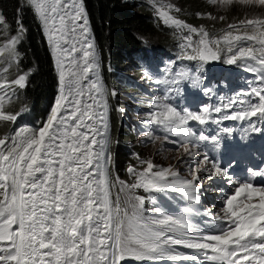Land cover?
Listing matches in <instances>:
<instances>
[{"label": "snow or ice", "instance_id": "6c2138e0", "mask_svg": "<svg viewBox=\"0 0 264 264\" xmlns=\"http://www.w3.org/2000/svg\"><path fill=\"white\" fill-rule=\"evenodd\" d=\"M207 2L225 10L233 4L264 10V0ZM150 3L165 25L188 30L185 43L180 45L182 50L191 49L194 53L187 59L216 61L226 51L227 64L239 65L258 76L261 86L247 94L257 97L258 102L230 101L247 106L223 119H264V15L230 23L221 37L212 39L203 26L193 27L170 15L165 9L171 10L173 5L162 0ZM26 4L47 37L59 76L60 95L41 128H21L12 135L0 136V264H122L127 258L141 262L264 264V188L235 181L216 162H211L210 168L196 165L191 179H180L178 172L158 168L150 160H139L138 155L139 163L145 167L142 171L127 168L133 183L119 177L115 182L110 180L107 105L102 99V85L93 78L98 76L99 64L90 40L87 13L80 0H26ZM206 18L225 20L224 16L211 13ZM5 24L6 18L0 13V25ZM249 30L252 34H248ZM23 31L19 24L18 34L0 45V57L7 55L17 62L15 45ZM193 35L198 39L193 40ZM242 41H254L258 47L241 46ZM26 80L27 74L11 81L0 80V126L17 120L18 114L5 111V101L10 105L16 89L24 88ZM112 95H116L115 91ZM155 106L159 111L150 113L148 119L165 133L161 150L171 144L173 150L183 148L185 155L190 156L188 145L197 134L188 126L189 121L207 123L210 108L181 111L162 104L159 97ZM214 111L219 113L221 108ZM145 138L152 142L159 139L151 131L145 133ZM199 139L209 137L201 133ZM180 159L183 161L184 157ZM208 162L205 155L202 163ZM201 171L209 179L222 178L237 185L233 193L223 196L219 212L206 209L203 213L222 225L216 232H202L192 223L190 207H184L180 215L166 213L159 207L148 212L144 208L145 198L132 194L138 188L153 192L170 190L198 204ZM117 185L113 199L112 189ZM217 192L223 195V189L218 188ZM241 194L247 203H237ZM256 194L259 203H252ZM178 247L191 252H179Z\"/></svg>", "mask_w": 264, "mask_h": 264}, {"label": "trees", "instance_id": "16d2710c", "mask_svg": "<svg viewBox=\"0 0 264 264\" xmlns=\"http://www.w3.org/2000/svg\"><path fill=\"white\" fill-rule=\"evenodd\" d=\"M80 3L87 13L91 39L98 57L99 77L106 93L108 92L110 124L116 141V135L119 139L132 135V132L120 127L121 122L115 111V105L122 102L118 92L121 91L120 86L126 87L132 83L136 87L133 76L138 71L139 64L148 62L151 66L157 65L158 58L171 55L176 44L184 43L185 36L177 40L179 32L164 24L156 15L150 0H80ZM162 3L173 5V9H180L179 12L171 9L176 19L194 26L201 25L213 33L246 17L264 15V10L259 8L233 4L225 10L210 5L207 0H162ZM0 13L6 18V24L0 25V45L8 37L18 34L19 24L24 29L15 45L17 62H12L7 55L0 57V65L6 64L7 71L4 73L8 78L27 74L26 86L21 88V95L11 101L7 112H12L16 106L24 103L30 107L32 117L42 118L56 93L57 68L47 37L26 0H0ZM197 13L203 15L198 16ZM208 13L217 17L224 16L225 20L207 19ZM241 45L249 46L245 42H241ZM148 50L151 59L146 54ZM111 88L117 90L112 97L109 93ZM2 129L3 126H0V131ZM119 141L112 144L115 146L113 157L116 158V171L124 173L125 156L118 148Z\"/></svg>", "mask_w": 264, "mask_h": 264}, {"label": "rangeland", "instance_id": "374dc122", "mask_svg": "<svg viewBox=\"0 0 264 264\" xmlns=\"http://www.w3.org/2000/svg\"><path fill=\"white\" fill-rule=\"evenodd\" d=\"M199 27H201V25H198L197 28H199ZM220 36H222V34H220ZM226 56H228V55H226ZM194 62H195V64H194L195 65L194 66L195 73L198 75V77L202 81V83L199 85V87H197V88L195 87L196 88V92L198 93L197 96L199 97L200 103H204V106H208L210 108V104L213 102V99H212V97L209 98V96H210L209 92L206 89H204L206 87L205 85H207L209 83V81H204L206 79V76H207V73H208V69L206 68V63L207 62H202L198 58L194 59ZM225 75H226L225 70H222V72L220 73L221 78H224ZM57 77H59L58 74H57ZM141 77H143L144 78L143 80L149 86H151V88L153 89V91H152L153 95H148L147 96V100L152 101L153 102L152 105L155 106L156 98L159 97L160 102L162 104H164V93L163 92H164L165 88L160 83V80L157 79V78H154V75L148 76L144 72L139 74V78H141ZM98 80H99V83L102 85V82H101L99 77H98ZM58 85H59V79H58L57 89H58V93H60V85L59 86ZM217 87H220V85L218 84ZM102 88H103V85H102ZM103 90H104V88H103ZM119 94L124 99V100H122L123 104H121V105L123 106L125 104L126 107L128 108V115L124 118V120L126 122L124 124V127L127 128V129L130 126L134 127L133 131H134V134L136 136V139L138 140L137 145H138L139 148H141V152H142L143 155H151L152 157L154 156V158L157 159V161H162L163 160L162 159L163 156L161 154H166V153H168L170 151L169 147L166 146V145H164L163 150H161V145H162V143L164 141V136H165V133H164L163 129L158 127L155 124H152V123H150V124L146 123L142 128H140L139 127V122H140V124H143L144 121L141 118H143L144 115H141L140 113H138L137 111L134 110V104L132 103V100L129 97V91L128 90L121 91ZM218 95L221 98L224 97L223 90H221L218 93ZM102 99H103L104 103H107L106 95H104V97ZM231 101H234V99L231 98ZM232 107L233 108H237L238 107V103H232ZM158 111H159V109H158ZM10 113H12V112H10ZM210 114H211V112H210ZM213 117H214V120L216 122L218 121L217 123H221V122L222 123H226V122L230 121L229 119H225L224 120L223 119L224 116L216 115V116H213ZM46 121H47V119H46ZM107 124H108V130H107V137H108V135L110 134V132L113 129L110 128L109 121H107ZM256 124H257V122H256ZM259 126L261 127L260 119H259ZM240 128H242V126H240ZM149 131L153 132L154 136L159 137V139H157L155 142H152V141L146 139L145 138V133L149 132ZM109 137H110V139L115 138L114 133L112 132ZM125 140H126V137H123V138H121L120 142L117 144L118 148L121 151H124V149H125ZM133 148H135V146H133ZM114 149H115V146L111 145L110 151L113 152ZM109 178L113 182H115V180H116V178L114 177V175L112 173L110 174ZM114 190L116 191V188L112 189V191H114ZM216 208L218 210H221V206H218ZM180 212L182 213V211H180ZM191 221H192V223L196 224L198 227H201V228H206L205 225L210 223V222L205 223V221L202 220V219L201 220H196L195 216L192 215V214H191ZM206 229H208V228H206Z\"/></svg>", "mask_w": 264, "mask_h": 264}, {"label": "bare ground", "instance_id": "6f19581e", "mask_svg": "<svg viewBox=\"0 0 264 264\" xmlns=\"http://www.w3.org/2000/svg\"><path fill=\"white\" fill-rule=\"evenodd\" d=\"M81 23H82V21H81ZM159 23V22H158ZM90 40H91V37H90ZM92 42V41H91ZM142 56V55H141ZM94 79H98V76H95V77H93ZM59 85H60V83H59ZM57 99V98H56ZM56 99L53 101V103L51 104V107H50V109H49V111H48V113H47V116H46V118H45V120H44V122H43V125H44V123H45V121H46V119H48L47 117H49L48 115L51 113V110H52V108L55 106V101H56ZM107 117V116H106ZM42 125V126H43ZM41 126V127H42Z\"/></svg>", "mask_w": 264, "mask_h": 264}, {"label": "water", "instance_id": "95a60500", "mask_svg": "<svg viewBox=\"0 0 264 264\" xmlns=\"http://www.w3.org/2000/svg\"><path fill=\"white\" fill-rule=\"evenodd\" d=\"M89 28V27H88ZM128 168V167H127Z\"/></svg>", "mask_w": 264, "mask_h": 264}]
</instances>
